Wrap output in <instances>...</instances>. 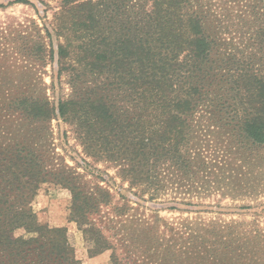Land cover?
Masks as SVG:
<instances>
[{"label":"trees","instance_id":"trees-1","mask_svg":"<svg viewBox=\"0 0 264 264\" xmlns=\"http://www.w3.org/2000/svg\"><path fill=\"white\" fill-rule=\"evenodd\" d=\"M37 1L48 6L52 0ZM58 1L53 31H46L50 38L54 33L66 43L51 50L59 82L73 56L69 28L83 27L75 35L86 41L87 35L92 37L93 22L94 58L82 66L125 79V123L102 100H94L90 110L94 124L85 120L81 128L86 129L87 149L94 143L95 156L118 163L138 199L158 206L173 204L172 210L196 206L194 197L219 190L209 182L216 174L213 169L222 171L235 156L240 160L242 152L264 148V0H227L233 9H241L242 28L247 27L242 50L234 48L221 22L217 23L214 7L221 0L216 4L213 0ZM13 4L36 7L32 0ZM77 104L70 96L60 98L57 107L48 102L22 108L33 123L31 130L21 140L0 143V264H81L66 229L38 223L33 202L42 185L53 183L70 190L72 218L80 225L88 226L85 221L93 211L96 215L110 205L109 192L99 186L94 195L84 193L80 176L51 148L50 122L56 117L74 121ZM216 134L227 138L217 142ZM245 161L247 174L264 168L254 163L251 169V160ZM235 173L229 171L225 177L229 183L223 195H251L254 188L249 183L231 185L238 178ZM241 177L244 181L247 176ZM171 193L181 196L166 199ZM128 211L119 210V215ZM196 234L188 235L193 252L185 258L193 264H264V256L255 254L262 237L257 230L228 228L224 234L214 230ZM102 239L99 229H94L99 252L106 244ZM151 255L155 256L151 264L182 263L172 254Z\"/></svg>","mask_w":264,"mask_h":264},{"label":"rangeland","instance_id":"rangeland-1","mask_svg":"<svg viewBox=\"0 0 264 264\" xmlns=\"http://www.w3.org/2000/svg\"><path fill=\"white\" fill-rule=\"evenodd\" d=\"M14 1L0 0V143L21 140L31 130L33 123L22 114V108L48 102L57 107L60 98L74 97L78 102L77 119L67 121L56 117L50 122L51 148L64 165L80 176L78 184L84 193L94 195L99 186L111 196L109 206L102 207L101 213L94 215L93 211L87 217L85 224L88 226L80 225L72 218L73 196L70 190L53 183L44 184L33 202L38 223L51 229H66L74 255L81 264H151L155 260V256L151 255L153 253L162 258L172 254L182 260L181 264H193L185 259L187 255L192 257L193 252V249H189L188 235H197L196 232L206 230L224 234L228 228L261 233L255 254L264 256V168L258 172L260 170L256 167V174H247L248 162L245 161L251 160V169L255 168L254 163L256 166L264 164L259 163L264 161V148L242 152L240 160L235 156L236 159L227 163L222 171L213 169L216 174L209 182L212 187L218 185L219 190L213 189L194 197L192 201L196 206L172 210L169 208L173 204L158 206L141 201L122 178L118 163L102 155L95 156L94 143L91 150L87 149L86 129L81 128L85 120H93L94 124V115L90 114V110L94 109V100H102L111 107V112L121 117L122 125L128 111L123 76L120 78L111 71L98 72L89 65L82 66L86 62L90 64L91 58H94V22L90 30L92 37L87 35L86 41L77 39L75 35L76 30H83V27L69 28L74 36L69 47L73 56L59 82L58 65L56 59L53 61L50 58L51 50L66 43L54 33L50 38L46 30L53 31L51 26L60 9V2L47 1L49 5L44 6L32 0L36 4L33 7L13 4ZM217 2L213 0V4ZM227 2L221 0L214 7L219 13L216 20L217 23L221 22L222 29L227 33L225 36L232 39L234 48L242 50L247 44L244 39L247 27L242 28L241 9H233ZM81 47H86L90 52L86 53ZM214 138L217 142H223L227 137L216 134ZM221 144L223 148H219L229 151L225 143ZM229 171L238 175V178L235 176L231 180V185L247 182L253 186V193H240L234 198L223 195L229 183L225 179ZM243 174L247 176L244 181L241 177ZM172 196L181 195L171 193L166 199ZM123 209L129 211L120 216L119 210L122 212ZM94 229H99L103 237L101 242H106L100 252L94 244ZM86 230L89 232L85 233ZM159 236L162 238L159 239ZM154 244L156 250L152 252Z\"/></svg>","mask_w":264,"mask_h":264}]
</instances>
